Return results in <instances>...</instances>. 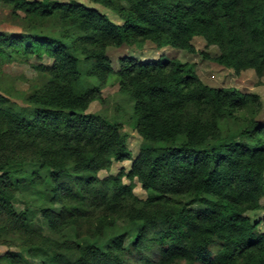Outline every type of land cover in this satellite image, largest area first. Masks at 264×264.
I'll use <instances>...</instances> for the list:
<instances>
[{"label": "trees", "instance_id": "1", "mask_svg": "<svg viewBox=\"0 0 264 264\" xmlns=\"http://www.w3.org/2000/svg\"><path fill=\"white\" fill-rule=\"evenodd\" d=\"M88 1L0 0L24 28L0 32V58L53 61L38 68L47 87L13 91L22 108L0 96V243L17 239L40 264H129L133 253L140 264H264V231L245 215L264 212V125L239 117L258 96L207 86L194 64L165 57L123 56L114 71L105 54L144 41L196 54L201 38L218 50L203 59L262 76L264 0ZM112 74L140 138L135 158L123 116L87 112ZM124 161L129 171L99 178ZM152 245L155 262L142 254Z\"/></svg>", "mask_w": 264, "mask_h": 264}, {"label": "rangeland", "instance_id": "2", "mask_svg": "<svg viewBox=\"0 0 264 264\" xmlns=\"http://www.w3.org/2000/svg\"><path fill=\"white\" fill-rule=\"evenodd\" d=\"M60 2H68L71 0H57ZM85 5H90L88 0H73ZM91 6V5H90ZM0 32L5 34L24 32V28L11 17V11L4 8L0 3ZM193 45L197 51L196 54H189L185 51H177L175 49L157 50L149 41L134 43L129 46H121L119 48L107 46L105 54L111 61L113 70L117 68L118 60L123 56H132L141 62L156 61L160 57L166 59H176L183 63L194 64L197 76L200 81L210 87H233L244 93H251L258 96V104L248 107L239 113L242 119H255L260 124L264 125V74L257 76L253 71L247 70L234 74L233 71L227 70L214 62L202 58L201 53L207 54L214 58L218 55L216 47H206L205 42L201 38H195ZM39 67L51 69L53 61L47 57L36 58L24 54H11L0 58V96L5 97L9 105L15 109L22 108L24 104L14 97L13 91L28 92L31 90H43L51 82V77L46 73L38 70ZM90 86H95L96 83L92 79H86ZM11 93H7V91ZM101 94L104 100L103 104L93 102L90 104L87 112L97 113L104 112L110 116H123V128L121 133L126 136L127 150L131 158H135L138 154L140 138L137 133L128 125V107L126 100L119 94V87L116 81L115 74L108 75L101 87ZM230 128H234L232 123H229ZM131 161L114 162L109 169L99 172V178H106L111 175H116L120 170L129 171ZM129 182L124 180V184ZM133 193L140 200H145L146 192L142 189L137 180L133 181ZM261 206H264V195L260 200ZM20 205L18 203L17 208ZM252 222L259 221L257 232L264 231L261 221L264 219L262 211H247L245 214ZM258 222V223H259ZM36 231L44 236L48 235L45 225H40V220L37 219L34 224ZM17 239H8L5 243H0V257L6 253H11L19 258V264H40L36 259L28 257L21 247V243ZM23 243V242H22ZM212 248V252H214ZM142 254L148 257L151 261H157L159 257L158 249L154 245L142 250ZM141 256L133 253L128 257L129 264H140ZM0 264H6L2 262ZM17 264V263H14Z\"/></svg>", "mask_w": 264, "mask_h": 264}]
</instances>
